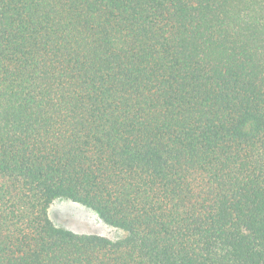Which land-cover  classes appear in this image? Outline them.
Returning a JSON list of instances; mask_svg holds the SVG:
<instances>
[{
    "label": "trees",
    "instance_id": "trees-1",
    "mask_svg": "<svg viewBox=\"0 0 264 264\" xmlns=\"http://www.w3.org/2000/svg\"><path fill=\"white\" fill-rule=\"evenodd\" d=\"M0 264H264V0H0Z\"/></svg>",
    "mask_w": 264,
    "mask_h": 264
},
{
    "label": "rangeland",
    "instance_id": "rangeland-1",
    "mask_svg": "<svg viewBox=\"0 0 264 264\" xmlns=\"http://www.w3.org/2000/svg\"><path fill=\"white\" fill-rule=\"evenodd\" d=\"M48 216L55 226L77 234H95L110 240L125 236L122 231L104 224L93 211L70 201L53 202Z\"/></svg>",
    "mask_w": 264,
    "mask_h": 264
}]
</instances>
